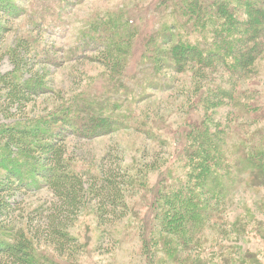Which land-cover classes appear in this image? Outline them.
Returning a JSON list of instances; mask_svg holds the SVG:
<instances>
[{"label": "rangeland", "instance_id": "1", "mask_svg": "<svg viewBox=\"0 0 264 264\" xmlns=\"http://www.w3.org/2000/svg\"><path fill=\"white\" fill-rule=\"evenodd\" d=\"M13 1L25 8L27 14L15 19L14 13H5L8 20H0L8 27L0 49V76L24 81L33 88L34 95L24 114L11 109L9 117L0 108V128L13 123L27 127L39 119L51 128L57 119L76 115L80 123L74 122L73 129L60 122L50 130L66 137L67 159L71 168L87 182L86 188L90 187L92 177L100 172L103 161L106 171L115 170L123 161L122 168L132 182L124 187L127 215L115 225L100 227L96 201L89 196L84 202L69 229L80 244L76 264H148L143 250L144 236L152 239L154 255L159 258L157 264L190 263L194 256L187 262L184 259L174 262L161 251V246L157 245L159 240L153 237L150 229L142 227L152 190L162 174L168 175L167 169L171 167H175L177 177L185 174L181 164H174L183 154L187 155L197 115L205 118L207 110L209 115L214 113L211 108L206 110L197 105L200 92L221 86L235 94L244 93L248 100L251 98L264 105V63L258 75L247 80L240 77L238 70L232 73L230 64H224L226 62L192 64L182 73L168 69L154 72L157 67L152 65L156 59L163 61L162 55H156L162 54L163 35L171 31L168 23L173 21L164 16L165 0H64L61 15L52 4L47 19L42 11L46 0ZM257 3L264 5V1ZM233 9L237 14L236 7ZM125 34L126 39H123ZM158 35L159 42H155ZM149 40L157 46L159 43L160 49L151 50ZM19 42L26 45V50H17V55L28 60L29 68L21 69L12 60L11 53ZM121 44L129 45L128 50L121 49L122 53H117L115 50H120ZM237 47L233 44L232 54L238 51ZM251 50L250 47L239 48L244 53ZM218 104L228 106L215 111L223 114L219 117L223 125L217 131L222 130L229 137L223 145L235 150L234 146L241 143L239 137L248 138L247 142L255 145L257 132L264 125L259 113L256 118L255 114L239 118L235 113L240 112L232 109L228 101L221 98ZM104 108L106 111H101ZM110 110H114L112 114ZM226 114H231L227 122L224 121ZM206 127L215 130L209 124ZM3 145L0 143V148H4ZM11 156L9 160L13 164L9 168L18 172L21 165L14 163L19 158ZM0 165L5 167L3 163ZM5 175L0 170V177ZM10 175H13L14 189L20 179L17 174ZM241 188L232 194L234 198L227 205L226 216L231 222L249 213L248 209L260 217L264 188L253 191ZM4 197L15 209L8 219L11 225L18 227L25 226L26 218H40L35 210L40 206L47 209L56 199L48 188L32 186L22 191H6ZM44 221L40 219L37 225L45 227ZM1 223L8 221L2 219ZM215 230L213 227L204 233L208 243L203 261L223 264L225 258L231 257L230 261L235 258L234 254L226 256L229 250L241 248L255 255L257 264H264V242L260 237L252 233L240 242L227 238L228 241L212 243ZM221 245L225 250H220ZM41 248L38 253H48V247Z\"/></svg>", "mask_w": 264, "mask_h": 264}, {"label": "trees", "instance_id": "2", "mask_svg": "<svg viewBox=\"0 0 264 264\" xmlns=\"http://www.w3.org/2000/svg\"><path fill=\"white\" fill-rule=\"evenodd\" d=\"M63 1L46 0L42 7L45 19L50 14L52 4L61 15L65 7ZM165 1L162 6L167 8L164 9V16L167 15L173 21L168 23L171 31L163 35L165 44L162 54L155 52L160 49L159 43L158 46L155 43L159 42V35L155 42L149 40L151 50L155 47L156 56L162 55L163 58V61L161 58L158 61L156 59L152 65L157 67L154 72L168 69L182 73L192 64L226 62L224 64H230L232 73L238 70L243 79L258 75V69L264 63V41L261 44L264 40V5L257 2L264 0ZM5 13H14L16 19L27 14V10L13 0H0V20L6 19ZM166 22L168 20L165 19ZM7 30L8 27L0 21V49ZM126 36L122 35V38L126 39ZM233 44L238 45V51L234 50L232 54ZM121 45L120 50H115L117 53H122L121 49L128 50L129 45ZM246 47L252 50L248 53L239 51V48L244 50ZM17 50H26V45L19 42L11 55L19 68H29L28 60L20 58ZM228 85L232 87V84ZM32 89L24 81L0 76L2 113L11 117V109H17L19 114H24L32 103ZM221 98L228 101L236 112H240L235 113L236 117L255 114L256 118V113H259L264 123V105L251 98L248 100L244 93L235 94L221 86L216 90L209 88L200 92L197 105L206 110L211 108L215 118L207 113L209 110H205V118L197 115L195 134L189 137L187 155L183 154L174 164H181L185 174L182 178L177 177L175 167L167 169L168 175L162 174L158 185L152 190L151 200L147 204L148 212L142 221V227L149 228L153 237L159 240L157 245L161 246V251L177 263L182 259L187 262L194 256L187 264H216L209 260L203 261L202 258L208 243L204 233L213 227L216 230L212 234V243L227 238L240 242L241 238L245 240L252 233L264 242V203L259 210V218L252 209L236 217L233 222L226 216L227 205L234 198L232 194L240 187L244 191L264 188V125L257 132L255 145H250L248 138L244 140L239 137L241 143L234 146L235 150L227 149L223 143L229 138L228 135L222 130L217 131L223 125L219 118L223 114L215 111L222 106L228 107L218 104ZM101 111H106V108ZM113 111L110 110V114ZM72 115L52 122L51 128L61 122L73 129L75 126L72 124L80 123V117ZM230 115L226 114L224 121L227 122ZM41 124L43 121L39 119L27 127L13 123L0 128V143L5 146L0 148V164L5 166L0 165V170L6 174L0 177V220L8 221L7 224H0V264H76L80 244L77 238L71 236L69 229L89 196L97 203L96 217L100 227L110 226V223L115 225L128 212L124 187L132 182L122 168L123 161L112 171L103 168V161L100 172L92 177L90 187L86 188L87 182L71 168V162L67 159L66 137L61 132L51 131L49 125ZM206 124L215 130L208 129ZM11 155H16L20 160L14 163L21 165L18 172L9 168L13 164L9 160ZM11 173L17 174L20 179L14 189L22 191L31 186L48 188L56 198L47 209L43 206L37 208L35 212H39L40 218H26L24 227L11 225L8 219L15 211L12 203L4 197L6 191L14 190ZM40 219L45 220V227L37 225ZM41 246L48 247V253H38ZM219 248L225 250L222 245ZM143 250L148 264L158 263L159 258L154 255L153 242L149 236H144ZM229 252L226 256L234 254L235 258L231 261V257L225 258L223 264H257V257L250 251L240 248Z\"/></svg>", "mask_w": 264, "mask_h": 264}]
</instances>
